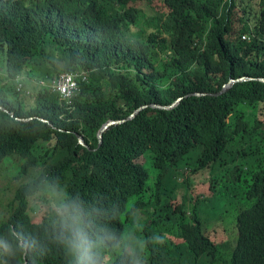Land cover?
I'll return each instance as SVG.
<instances>
[{"label":"trees","instance_id":"16d2710c","mask_svg":"<svg viewBox=\"0 0 264 264\" xmlns=\"http://www.w3.org/2000/svg\"><path fill=\"white\" fill-rule=\"evenodd\" d=\"M66 73L88 76L70 105L39 85ZM241 78L264 79V0H0V166L17 155V176L40 170L0 218V237L35 246L0 264H71L41 175L131 235L145 264H264V83L209 95ZM144 105L99 147L103 124Z\"/></svg>","mask_w":264,"mask_h":264},{"label":"clouds","instance_id":"9594fccd","mask_svg":"<svg viewBox=\"0 0 264 264\" xmlns=\"http://www.w3.org/2000/svg\"><path fill=\"white\" fill-rule=\"evenodd\" d=\"M35 192L43 197L53 237L70 257L71 264H112L110 249L123 252L128 264H145L131 235L101 223L96 214L70 196L55 179L41 175L35 182ZM34 246V241L22 233H17L14 240L0 237V254H12L17 247L27 254Z\"/></svg>","mask_w":264,"mask_h":264},{"label":"rangeland","instance_id":"374dc122","mask_svg":"<svg viewBox=\"0 0 264 264\" xmlns=\"http://www.w3.org/2000/svg\"><path fill=\"white\" fill-rule=\"evenodd\" d=\"M156 2L159 4L160 0H156ZM156 7V5H155ZM140 8L143 10V12L147 16V20H150L154 17V12L151 10V8L146 4H141ZM29 86L32 90L37 86L35 82H30ZM260 107H264L263 104H260ZM245 105H240L237 109V111H241ZM264 112V110L262 111ZM143 162H145L144 159H142ZM4 164L0 166V218L2 219H8L10 214L13 212V208L9 204L14 201V198L16 196L17 190L23 183H27L34 179L40 170H33L29 175L27 176H17L19 171L22 168V160L20 157H17V155L9 156L5 159L3 162ZM145 168L149 174V181L148 185L149 187L156 183L157 177H158V171L153 168L152 163L150 159L147 156L146 162H145ZM36 200L33 201V204H36ZM128 206H130V203H128ZM236 212H232V216H236ZM230 220H234V218H230ZM223 228V226L221 227ZM224 229V228H223ZM228 234L230 236L234 235V231L232 229L229 230ZM227 234V236H228Z\"/></svg>","mask_w":264,"mask_h":264},{"label":"built area","instance_id":"2783aa9c","mask_svg":"<svg viewBox=\"0 0 264 264\" xmlns=\"http://www.w3.org/2000/svg\"><path fill=\"white\" fill-rule=\"evenodd\" d=\"M87 79L86 73H66L51 81H42L39 85L47 86L52 91L59 93L66 105H70L73 98L80 92L81 84L87 82ZM20 89H23V86Z\"/></svg>","mask_w":264,"mask_h":264},{"label":"water","instance_id":"95a60500","mask_svg":"<svg viewBox=\"0 0 264 264\" xmlns=\"http://www.w3.org/2000/svg\"><path fill=\"white\" fill-rule=\"evenodd\" d=\"M248 81H258V82H262L264 83V79H251V78H241L238 80H230L228 84H226L223 87V90L220 91L219 93L216 94H209V95H221L222 93H226L233 84H237V83H244V82H248ZM208 95V93H193V94H189L187 96H206ZM182 100L181 98H178L174 103H172L171 105L168 106H163V105H151V107L154 108H159V109H163V110H169L174 108L175 106H177L180 101ZM148 106L144 105L139 107L138 109H136L131 115H129L127 118L125 119H119V120H108L105 124L102 125V127L100 128V130L98 131V140H99V147L101 146L102 142H103V134L104 132L110 128L111 126H115V125H119V124H123L126 123L127 121H130L132 119L135 118V116L140 113L142 110H144L145 108H147ZM46 122H48L45 119H42ZM78 140H79V144L86 146L84 139L81 135L78 136Z\"/></svg>","mask_w":264,"mask_h":264},{"label":"bare ground","instance_id":"6f19581e","mask_svg":"<svg viewBox=\"0 0 264 264\" xmlns=\"http://www.w3.org/2000/svg\"><path fill=\"white\" fill-rule=\"evenodd\" d=\"M10 205V204H9Z\"/></svg>","mask_w":264,"mask_h":264}]
</instances>
